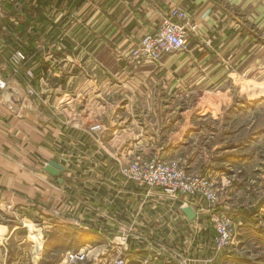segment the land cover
Returning <instances> with one entry per match:
<instances>
[{"label": "crops", "instance_id": "obj_1", "mask_svg": "<svg viewBox=\"0 0 264 264\" xmlns=\"http://www.w3.org/2000/svg\"><path fill=\"white\" fill-rule=\"evenodd\" d=\"M3 3L6 12L17 8L15 15L22 21L40 22L35 28L37 46L52 50L51 61L59 67L52 91L42 90L48 102L33 103L22 96L18 104L9 90H0V216L11 219L8 224L0 222L3 235L30 230L41 214L54 222L62 217L58 228L86 231L82 247L90 257L98 252L105 255L114 236L126 229L131 231L133 252L128 264H174L180 258L186 259L185 264H215L227 258L239 237L222 258L212 260L216 233L204 199L197 197L189 203L197 214L190 220L181 209L185 199L137 187L121 174V165L135 154L151 157V145L163 144L151 141V63L137 67L114 51L115 47L119 51L131 48L158 26L163 13L179 6L190 12L191 23L198 26L196 31L189 28L191 51L205 53L204 62L209 61V54L215 56L205 51L221 53L213 59L221 65L227 62L222 57L225 52L236 49L235 40L247 32L241 22L252 15L264 18V0ZM203 36L211 41L200 43ZM61 66L67 67L64 74ZM80 82L78 89L62 90V85ZM188 111L189 106L179 110ZM180 136L175 146L182 148L188 128ZM50 160L64 167L59 176L62 182L45 170ZM197 161L199 156L191 159V171L211 174L217 180L220 195L227 196V202L221 203L226 208L231 201L227 193L237 194L229 176L216 171L212 162L198 168Z\"/></svg>", "mask_w": 264, "mask_h": 264}, {"label": "rangeland", "instance_id": "obj_2", "mask_svg": "<svg viewBox=\"0 0 264 264\" xmlns=\"http://www.w3.org/2000/svg\"><path fill=\"white\" fill-rule=\"evenodd\" d=\"M8 10L0 0V80L20 90L21 96L33 103L48 102L42 90L52 91L53 75L59 67L51 61L52 50L37 46L35 28L40 22L33 18L22 21L15 15L14 6ZM242 24L247 32L235 40L236 49L225 52L222 57L227 62L221 65L213 59L222 54L210 50L205 52L215 54L214 58L209 54V61H201L205 53L191 51V35L187 49L151 63V141L163 144L151 145V157L187 158L192 167L191 159L199 156L198 168L212 162L216 171L229 176L237 193H227L233 203L229 200L228 206L221 205V209L239 223V242L227 258L215 264H264V18L252 15ZM207 36L200 43H209L211 38ZM129 50L115 47L114 52L131 61L125 56ZM63 69L67 67H60L61 74ZM78 86L81 82L62 85V90ZM187 106L188 113L179 112ZM186 128V146L179 148L175 144ZM220 197L221 203L227 202L226 194ZM61 218L54 222L52 217L39 214L30 230L18 231L15 236L6 237L0 229V264H71L64 260L65 252L82 248L87 233L56 227ZM9 220L6 215L0 216L2 223L8 224ZM40 221L42 231L37 225ZM101 254L97 261L77 264H110L118 255L110 246L105 255Z\"/></svg>", "mask_w": 264, "mask_h": 264}, {"label": "built area", "instance_id": "obj_3", "mask_svg": "<svg viewBox=\"0 0 264 264\" xmlns=\"http://www.w3.org/2000/svg\"><path fill=\"white\" fill-rule=\"evenodd\" d=\"M190 20L188 10L179 6L171 7L162 14L158 26L142 35L125 56H129L130 62L135 66L141 67L145 63L157 62L165 55L184 51L187 49L189 28H196V25ZM19 55L21 56V54ZM0 87L9 90L10 86L0 80ZM99 127V125L95 126V128ZM120 171L137 187L160 189L169 198L185 199L184 204L189 205L197 197L204 199L208 218L216 233L212 260L236 244L239 223L225 209H221L217 181L211 174L191 171L187 158L166 160L158 155L147 157L143 154H135L128 163L121 165ZM37 225L42 231V224ZM130 236L131 231L126 229L114 236L113 242L108 246L118 255L113 258L110 264H128L130 262L133 257ZM102 256L101 252H98L90 257L88 250L82 247L65 252L63 257L67 263L77 264L83 261H97ZM185 263L186 259L180 258L174 264Z\"/></svg>", "mask_w": 264, "mask_h": 264}, {"label": "water", "instance_id": "obj_4", "mask_svg": "<svg viewBox=\"0 0 264 264\" xmlns=\"http://www.w3.org/2000/svg\"><path fill=\"white\" fill-rule=\"evenodd\" d=\"M9 91L11 92V99L15 103L20 104L22 102L20 91L12 86L9 87ZM45 170L52 176L59 177L61 172H63L65 169L61 164L57 163L54 160H50L46 165ZM59 181L62 182L63 179L59 177ZM181 209L187 215L188 219L193 220L196 218L197 214L191 205L182 204Z\"/></svg>", "mask_w": 264, "mask_h": 264}, {"label": "trees", "instance_id": "obj_5", "mask_svg": "<svg viewBox=\"0 0 264 264\" xmlns=\"http://www.w3.org/2000/svg\"><path fill=\"white\" fill-rule=\"evenodd\" d=\"M243 214L247 215V213H246V212H244ZM85 233H87V232H85Z\"/></svg>", "mask_w": 264, "mask_h": 264}]
</instances>
